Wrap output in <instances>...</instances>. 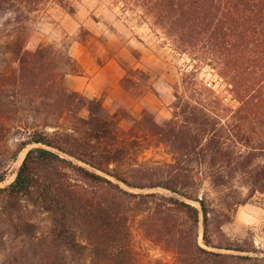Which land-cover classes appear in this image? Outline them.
Returning <instances> with one entry per match:
<instances>
[{"label": "trees", "instance_id": "1", "mask_svg": "<svg viewBox=\"0 0 264 264\" xmlns=\"http://www.w3.org/2000/svg\"><path fill=\"white\" fill-rule=\"evenodd\" d=\"M47 1L0 0V10L10 11L0 29L15 63L0 81V151L14 127L23 135L15 150L7 147L9 160L36 144L15 179L0 185L3 264H142L137 216L151 240L174 252L173 264H262L264 256L246 254L257 250L217 243L214 235L239 204L264 193V0H124L174 48L213 65L238 102L227 104L185 74L171 118L144 109L129 129L102 97L61 82L62 60L70 64V55L43 42L27 50L28 13ZM18 102L25 117L16 122ZM153 139L169 146L172 162L140 161ZM9 170L0 157V182ZM205 182L222 204L201 194ZM27 205L48 213V236L24 232Z\"/></svg>", "mask_w": 264, "mask_h": 264}, {"label": "rangeland", "instance_id": "2", "mask_svg": "<svg viewBox=\"0 0 264 264\" xmlns=\"http://www.w3.org/2000/svg\"><path fill=\"white\" fill-rule=\"evenodd\" d=\"M28 14L32 17L29 21L31 29L27 44L29 52H34L38 44L43 42L53 45L64 56H71L70 64L62 60L60 80L66 87L78 90L73 83L75 77L82 80L95 75L102 79H107L108 76L121 78L122 87L127 92L109 84L100 97L110 111L121 113L120 123L124 129L134 126V118H141L144 109L154 112L159 120L171 118V104L176 98L175 93L184 91L185 74H191L212 87L227 104L233 107L238 105L228 83L213 65L199 62L188 53L174 48L167 38L152 28L150 20L139 8L124 0H48L40 9H34ZM8 16L10 11L0 10V27L5 26ZM0 30V81L3 82L15 63L6 43L7 36L3 28ZM105 65L110 66L109 71L104 68ZM125 77L130 81L124 83ZM19 105L18 102L19 111L14 115L18 120L16 122L25 117ZM22 135L14 127L10 134L2 137L0 157L8 162L10 170L7 179L0 182V185H6L15 179L28 149L36 145H29L20 152L16 160H9L8 154L17 148ZM151 141L149 147L140 155V161H173V153L168 145L156 139ZM7 147L11 150L6 151ZM240 188L246 196L248 187ZM153 190L157 189H151ZM159 190L172 193L165 188ZM203 192H209L216 204H222L224 199L211 192L208 182L203 184L201 194ZM192 202L199 205L196 201ZM22 218L26 222L30 221L24 228L26 234L48 236L51 220L41 207L25 206ZM140 218L137 216L134 219L133 226L142 264H173L176 260L174 252L151 240L146 235ZM203 229L201 222L199 241L202 244ZM214 239L217 243H226L227 240L242 242L257 250L246 254L264 256V193L257 191L239 204L232 211V219L223 223L222 232L215 233ZM228 252L237 253L235 250ZM4 254L5 251L0 245V264L4 262Z\"/></svg>", "mask_w": 264, "mask_h": 264}, {"label": "crops", "instance_id": "3", "mask_svg": "<svg viewBox=\"0 0 264 264\" xmlns=\"http://www.w3.org/2000/svg\"><path fill=\"white\" fill-rule=\"evenodd\" d=\"M104 68L109 71L110 66L105 65ZM73 83L76 89L83 91L86 95L90 97L101 96L106 86H108L109 84H112L114 88L118 90L120 89L123 92H127L122 87L121 78L116 76H108L107 79H102L98 75H95L92 77H87L86 80H82L79 77H75L73 79Z\"/></svg>", "mask_w": 264, "mask_h": 264}]
</instances>
